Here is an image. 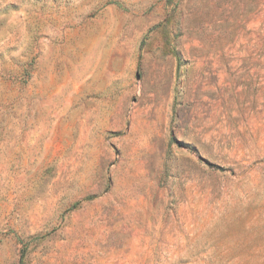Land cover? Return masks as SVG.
I'll use <instances>...</instances> for the list:
<instances>
[{
	"label": "rangeland",
	"instance_id": "1",
	"mask_svg": "<svg viewBox=\"0 0 264 264\" xmlns=\"http://www.w3.org/2000/svg\"><path fill=\"white\" fill-rule=\"evenodd\" d=\"M0 264H264V0H0Z\"/></svg>",
	"mask_w": 264,
	"mask_h": 264
}]
</instances>
